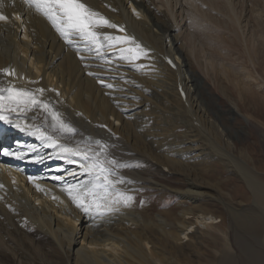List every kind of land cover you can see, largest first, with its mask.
I'll return each mask as SVG.
<instances>
[{"label":"bare ground","instance_id":"obj_1","mask_svg":"<svg viewBox=\"0 0 264 264\" xmlns=\"http://www.w3.org/2000/svg\"><path fill=\"white\" fill-rule=\"evenodd\" d=\"M196 1L187 0V3L194 8L204 3V6L219 9L225 16L217 17L208 8L203 13L206 20H201L188 11L187 22L199 39L216 40L223 29L231 30L233 39L240 38L237 32L240 18H236L235 2L201 0L200 6L199 0ZM87 3L112 22L125 27L150 50L149 57L138 62L144 68L137 69L116 60L109 71L98 67L102 61L94 53L84 51L80 55L88 58L81 61L77 48H82V44H67L46 19L28 10L23 0H15L14 6L12 0H4L2 10L5 14H18L23 22H0V69L15 68L19 77L6 78L0 73V88L7 86L9 80L17 87H43L47 90L45 97L78 129L76 140L91 136L115 145L111 149L112 155L132 165L122 169L121 174L133 183L122 187L135 196V201L132 207L122 208L121 212L103 220L85 214L61 191L64 183L84 179L68 175L75 166L55 159V150L43 147L36 137L0 121V133H5V138L0 134V147L4 143L0 148V184L4 185L0 189V255L13 253L14 264H28L24 261L25 253H17L15 245H40L59 251L65 257V264H196L191 255L201 252L197 247L209 244L211 230L220 232L223 245L230 254L233 245H264V175L256 170L257 162L248 151L238 154L237 142L230 139L238 137L234 132L240 134V131L233 128L242 125V121L222 103L223 116L230 125L225 124L227 130L220 128L217 121L220 116L213 117L205 102L207 99L203 97L205 94L198 88L196 78L188 72L191 61L183 44L179 45L173 22L165 13L153 8L149 0H87ZM249 3L255 5L257 0ZM133 8L140 13L139 17ZM263 30L262 27L251 35L257 41L263 38L262 48ZM105 31L120 34L113 29ZM199 49L203 51V48ZM108 55L110 58L115 56L114 53ZM166 56L176 63V68L165 61ZM258 62L264 64V56H260ZM242 67L239 65L237 73L248 75L249 71ZM89 71L100 75L89 76ZM101 78L117 87H103L98 83ZM179 84L185 90V97ZM218 87L242 112L229 93L230 88L223 81ZM77 113H83V116ZM32 115L29 113L28 117ZM101 124L107 128L99 127ZM31 146L36 150L30 151ZM5 149L22 152L24 158L5 156ZM218 162H223L231 173L242 172L248 188L244 189L242 184L235 187V191L243 188L240 201L232 200V191L228 194L223 189L224 179H208L205 172L211 164ZM170 173L181 177L178 186L165 182ZM55 176L64 179L55 180ZM29 177L37 178L36 182L45 191H38ZM147 189L162 196L168 191L174 199L179 198L178 214L172 213L174 216L168 217L162 210L136 209L137 200ZM243 200L251 206L245 207ZM209 203L214 204L212 207L224 206L235 221L237 214H242L243 218L252 214L257 219L252 222L251 219H237L243 231L233 239L230 231L220 229L218 223L222 219L208 206ZM250 222L253 224L248 225ZM245 230L250 232L253 242L243 236ZM213 237L218 240L217 236ZM257 251L256 254L260 253ZM253 252L247 255L261 263V253L253 255ZM228 261L222 260L221 264H232V260Z\"/></svg>","mask_w":264,"mask_h":264},{"label":"rangeland","instance_id":"obj_2","mask_svg":"<svg viewBox=\"0 0 264 264\" xmlns=\"http://www.w3.org/2000/svg\"><path fill=\"white\" fill-rule=\"evenodd\" d=\"M149 1L153 8L155 7V9H157L160 13H165L167 15V18H169L173 22L176 29L174 33L177 34L178 40L180 41L179 45L181 43L183 44V48L187 52L188 58L191 61L192 67L188 68V72L190 75L196 78L198 88L201 89L205 94L203 97L207 100L204 101L207 103V106L210 107L212 113L215 115H213V117L215 118L217 115L220 116L217 120L220 128L227 130L225 124L230 125V123H228L227 119L225 118L226 116H223L224 113L221 106L222 103H225L227 110L233 111V113L238 115V117L241 119L242 125L237 124L233 128V130L235 131H240V134L234 132L238 137L234 136L233 138L230 137V139L235 143L237 142L238 154L242 155L243 153H246V151H248V154L257 162L256 170L262 172L264 175V64L258 62L259 57L264 56V48H262L261 43V41H263V38H258L260 41H257L251 37V35L254 34L253 32L255 30H261L262 27L264 29V0H257V3L255 5L249 3L250 0H232V3L235 2L233 4L235 7H233L236 8L235 11H237L236 13L238 14V17L236 18H240V20L238 21L239 25L237 24V32L239 33L238 35L240 36V38L233 39L231 37V30L229 31V29H227L230 32L229 33L228 31H226V29H223L224 31L222 30L221 32L222 35L220 34L222 37L220 36V38H216V40L213 37H211L213 38V40L199 39L195 35V29L191 27L187 22L188 11H191L199 19L206 20V17L203 16V13L209 7L208 5L206 6V4L204 6V3H202L201 0H199V3L198 0H193L194 2L196 1L199 5L202 3V6L200 5L201 7L199 8H194L192 5H190V3H187V0H169L170 2L168 0ZM240 7H242L243 9H240ZM218 10L219 9L215 10L214 8L208 9V11H210L215 16L225 18L224 14H222ZM201 24L205 25L204 22H202ZM225 27H227V25ZM209 35L211 34L209 33ZM232 40L236 41L232 42ZM199 48H203V51H201ZM258 51L259 53L257 55ZM261 62L263 61L261 60ZM239 65L243 66V69L249 71V77V74L245 75L243 73H237ZM247 73L248 72H246V74ZM241 74H243L244 76ZM222 81L230 88L229 93L232 94L233 99L243 109L242 112L237 109L224 94L221 93L218 85ZM243 87H247V89ZM246 98H248L249 100H246ZM223 100H225V102ZM219 101L221 102V104ZM216 118H218V116ZM249 128L254 129L250 130ZM236 138L238 139L236 140ZM2 147H4V143L1 144L0 148ZM205 173L207 174L208 179L212 181L216 179H224L226 181V184L224 185L223 189L228 194L232 191V200L240 201L243 196V188H238L236 191L234 190L238 184H242L244 186V189L248 188L242 178V172H229L224 167L223 162L211 164L209 169ZM168 175L169 177L165 179V182H168L172 186H178V180H180L181 177L179 175L171 173ZM157 194V191H150L147 189L143 196L139 198V200H137L135 205L136 209L140 211H147L150 208H153L155 211L162 210L168 217L174 216L173 214H178V201L180 200L179 198L174 199V197L171 196L172 193L168 191L165 193L166 196ZM243 201L245 202V207H247L248 205L251 206V204H248V201ZM208 206L215 210L216 214L220 215V218L222 219V221L218 223V226L221 225L220 229L230 231L231 237L233 239L243 231L242 228L238 226L239 224L237 223V219H251V222L257 219L252 214L247 217L246 214L245 218H243L242 214H237L239 217L236 216L235 221V218L230 215V213L225 209L224 206L212 207L214 206V204L212 205L210 203L208 204ZM169 210L171 212L166 213ZM233 221H235V223ZM251 222L248 225H252L253 223L251 224ZM211 233L212 236L208 238L209 244L203 245V247H197L199 248V250L197 249V251L201 252L193 253L191 255L192 261H195L196 264H221L222 260H229L230 262L232 260V264H264V245H261V247L260 245H233L232 251L230 250V254V252H227L226 246L223 245V236L220 235V232L218 233L211 230ZM213 236H217L218 240L214 239ZM243 236H246L250 242L254 241L250 237V232H247V230L243 232ZM15 246L17 248L15 250L17 253H25L26 259H24V261L28 262V264L66 263L65 257L59 251L52 250L47 246ZM253 249H255L256 251L254 250L253 252ZM257 250H260L259 252L261 253V263L257 262L256 260L255 262L253 256L247 255L252 254L251 252L254 253L253 255L260 254H256V252H258ZM231 256L232 259H229V257ZM12 257L13 253H9L6 256L0 255V264H14Z\"/></svg>","mask_w":264,"mask_h":264},{"label":"snow or ice","instance_id":"obj_3","mask_svg":"<svg viewBox=\"0 0 264 264\" xmlns=\"http://www.w3.org/2000/svg\"><path fill=\"white\" fill-rule=\"evenodd\" d=\"M12 3L14 6L15 0H12ZM23 4L31 12L46 19L67 44H82V48H77L81 61L88 58L80 55L81 51H84L89 54L94 53L95 57L102 61L98 67L109 71L112 70L110 66L116 60L126 62L137 69L145 67L138 62L148 58L150 50L134 35H130L125 27L112 22L93 8L87 0H23ZM4 7V0H0V22L5 24L13 23V21L23 22L18 14H5L2 10ZM133 12L139 17L140 13L135 8ZM105 29H113L120 34H112ZM109 53H114V58H110ZM168 62L172 64L171 60ZM85 66L89 67V65ZM172 66L175 67L174 64ZM0 73H3L6 78L19 79L16 69L12 67L2 68ZM87 74L92 77L100 75L92 71ZM29 83H37V81H29ZM98 83L107 89L117 87L102 78L98 79ZM46 91L43 87L35 89L17 87L9 80L7 86L0 88V121L36 137L43 147L55 150L53 152L55 159L75 166L68 175L84 179L76 183H64L61 191L65 192L71 202L85 214L94 219L103 220L121 212L122 208L132 207L135 196L122 186L131 184L133 181L127 180L121 174L122 169L130 168L132 165L115 158L111 153L115 145H110L104 140L94 139L91 136L76 140L78 129L66 119L64 113L59 111L52 101L45 97ZM51 91L55 92L56 89ZM29 113H33L30 118ZM13 114L16 115L15 119L12 118ZM77 115L83 116V113H77ZM99 127L107 128V125L101 124ZM35 150V146H31L30 151ZM3 154L16 156L18 159H23L25 155L22 152H12L7 149ZM37 159L41 158L37 157ZM28 179L35 184L38 191H45L36 182L37 178L29 177ZM53 179L63 180L64 177L55 176ZM3 188L4 185L0 184V189ZM52 198L58 199L56 196Z\"/></svg>","mask_w":264,"mask_h":264}]
</instances>
